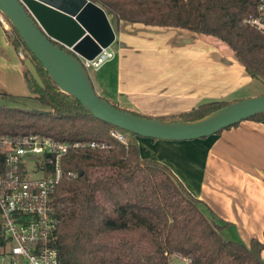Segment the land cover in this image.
I'll list each match as a JSON object with an SVG mask.
<instances>
[{"label": "trees", "instance_id": "16d2710c", "mask_svg": "<svg viewBox=\"0 0 264 264\" xmlns=\"http://www.w3.org/2000/svg\"><path fill=\"white\" fill-rule=\"evenodd\" d=\"M92 1L119 22L183 28L218 38L252 78L264 82V34L243 23L256 12L258 0ZM10 22L13 31L12 35L5 31L8 39L17 53L20 47L28 50L43 81L39 84L22 60L30 92L51 111L0 104V133L41 132L61 140L109 145L106 149L83 147L62 160L64 170L78 175L62 179L52 197L59 219L60 264H169L172 255L188 257L191 264H264V241L252 238L246 244L226 239L222 230L229 223L220 221L165 163L141 158L134 139L121 141L112 135L114 130H125L97 118L75 96L60 89ZM231 103L214 100L164 116L113 105L143 118L192 122ZM248 120L264 121V113Z\"/></svg>", "mask_w": 264, "mask_h": 264}, {"label": "crops", "instance_id": "0c3cea01", "mask_svg": "<svg viewBox=\"0 0 264 264\" xmlns=\"http://www.w3.org/2000/svg\"><path fill=\"white\" fill-rule=\"evenodd\" d=\"M219 40L183 28L120 21L118 43L111 45L116 57L90 77L110 103L153 116L250 97L257 79ZM29 91L22 59L0 22V96ZM132 138L141 158L165 163L220 221L229 223L222 230L226 239L264 241V121L244 120L194 140Z\"/></svg>", "mask_w": 264, "mask_h": 264}, {"label": "water", "instance_id": "95a60500", "mask_svg": "<svg viewBox=\"0 0 264 264\" xmlns=\"http://www.w3.org/2000/svg\"><path fill=\"white\" fill-rule=\"evenodd\" d=\"M0 11L13 22L60 89L75 96L97 118L127 132L162 140H194L264 113V94L235 101L192 122L148 119L121 110L97 93L79 58H94L102 47L114 43L119 31L117 17L112 23L106 10L92 0H0ZM25 66L43 85L31 58L25 59Z\"/></svg>", "mask_w": 264, "mask_h": 264}, {"label": "built area", "instance_id": "2783aa9c", "mask_svg": "<svg viewBox=\"0 0 264 264\" xmlns=\"http://www.w3.org/2000/svg\"><path fill=\"white\" fill-rule=\"evenodd\" d=\"M7 19L0 11L4 30ZM243 23L264 34V0H258L256 12ZM115 57L111 46L102 47L91 59L79 56L87 71L98 70ZM112 135L126 140L122 131L114 130ZM83 147L106 149L109 145L96 140H61L41 132L0 133V264H60L59 219L52 197L62 179L78 175L63 169V158ZM183 259L191 264L190 258Z\"/></svg>", "mask_w": 264, "mask_h": 264}, {"label": "rangeland", "instance_id": "374dc122", "mask_svg": "<svg viewBox=\"0 0 264 264\" xmlns=\"http://www.w3.org/2000/svg\"><path fill=\"white\" fill-rule=\"evenodd\" d=\"M110 20L112 21V23H115V17H112ZM6 25H7V27L5 26L6 32L8 33V35H12L13 28H12V24H11L9 19H7ZM219 41H220V43L223 44L224 47L229 48L225 42H223L222 40H219ZM116 43H118V41H116ZM116 43H114L113 47H116ZM18 54H19V56H21V54H23L24 58H22V60L30 58V54H29L28 50H26L24 47H20ZM88 72H89L90 76L95 75L94 70H89ZM256 82L258 85L256 86L255 89H253L249 92V95H251L250 97H255V96L264 94V82H262L261 80H257ZM250 97H248V98H250ZM0 104L6 105L9 107H18V108H21L24 110H31V111H40V112L51 111V108L49 106L41 104L34 97V95H32L31 92L28 93L27 95H10L9 94L6 96H0ZM123 134L126 136V140L134 139L132 137H137L138 139H155V138L142 137L139 135H133L132 133L127 132V131L123 132ZM170 264H187V263L182 259V257L173 256L170 258Z\"/></svg>", "mask_w": 264, "mask_h": 264}]
</instances>
